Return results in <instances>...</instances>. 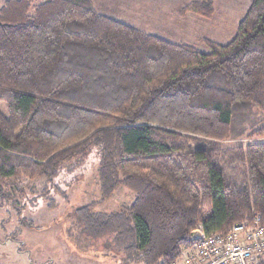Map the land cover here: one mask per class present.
<instances>
[{"label":"trees","instance_id":"obj_1","mask_svg":"<svg viewBox=\"0 0 264 264\" xmlns=\"http://www.w3.org/2000/svg\"><path fill=\"white\" fill-rule=\"evenodd\" d=\"M188 13L210 20L212 1L178 15ZM203 44L146 34L90 0H5L0 198L10 181H43L25 195L52 209L65 174L95 168L99 200L72 215L87 238L123 253L119 264L171 263L198 225L225 234L254 216L264 223V0L228 43ZM120 187L129 207L95 210Z\"/></svg>","mask_w":264,"mask_h":264},{"label":"rangeland","instance_id":"obj_2","mask_svg":"<svg viewBox=\"0 0 264 264\" xmlns=\"http://www.w3.org/2000/svg\"><path fill=\"white\" fill-rule=\"evenodd\" d=\"M92 1L100 15L201 52L207 51L204 40L228 43L252 2L211 0L213 15L206 20L192 13L184 17L178 15L183 6L202 0ZM246 142L240 138L221 142L218 146L224 149ZM80 171L76 169L64 175L60 185L65 187V196L53 192L50 196L54 202L52 209L47 207L50 206L49 198L25 195L31 192L30 188L39 190L43 181L22 178L17 183H7L3 198H0V264H119L123 253L108 245L105 239L87 238L72 215L75 208L99 200L95 168L84 175ZM12 185H16L18 193L13 192ZM132 202V194L120 187L95 210L111 212L119 206L129 207Z\"/></svg>","mask_w":264,"mask_h":264},{"label":"built area","instance_id":"obj_3","mask_svg":"<svg viewBox=\"0 0 264 264\" xmlns=\"http://www.w3.org/2000/svg\"><path fill=\"white\" fill-rule=\"evenodd\" d=\"M166 264H264V223L254 216L233 225L225 234H207L198 225L190 233V244Z\"/></svg>","mask_w":264,"mask_h":264},{"label":"crops","instance_id":"obj_4","mask_svg":"<svg viewBox=\"0 0 264 264\" xmlns=\"http://www.w3.org/2000/svg\"><path fill=\"white\" fill-rule=\"evenodd\" d=\"M4 1L5 0H3L2 1V3L0 4V6L4 3ZM91 1V4H92V6H93V8L95 9V11H96V6L94 5V2L92 1V0H90ZM97 12V11H96ZM104 16V15H103ZM112 196V195H111Z\"/></svg>","mask_w":264,"mask_h":264}]
</instances>
